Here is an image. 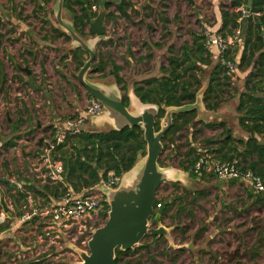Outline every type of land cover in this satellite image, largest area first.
Masks as SVG:
<instances>
[{
    "label": "rangeland",
    "instance_id": "obj_1",
    "mask_svg": "<svg viewBox=\"0 0 264 264\" xmlns=\"http://www.w3.org/2000/svg\"><path fill=\"white\" fill-rule=\"evenodd\" d=\"M56 1L54 0L51 3V0L50 2L47 0L41 3L43 5L38 9L37 15L32 14L31 16L28 14L29 10L23 13L25 8L20 10L23 20L30 23L32 31L40 39L46 36L56 37L50 26L51 23L48 22L49 19L55 21L53 8ZM119 1L112 0L113 3ZM126 1L132 3L131 0ZM133 1L132 4L136 10L130 8V20L118 17L114 25L105 23V36L107 39L102 42V45L98 46L96 60L93 64L95 66L98 60H101L105 64L104 71L102 73H92L91 71L87 75L89 82L114 83L115 79L111 75L114 72L113 64L120 67L118 76L123 80L127 89L131 88L134 83L140 82L142 79L145 80L146 77L149 78L158 74L160 65L167 64L168 47L173 46L175 53H180L183 45L191 44L194 30L202 35L205 28L198 19V14L201 13L198 10L209 11L210 8L208 7L211 6L208 0ZM231 3L232 0H221L219 2L225 9H230ZM196 4L199 6H196ZM139 10L140 12H138ZM242 10L244 11L243 7L239 11ZM160 12L169 20L166 25L159 17L161 16ZM62 17L67 21H71L64 8ZM208 17V19L204 17L203 20L206 19L207 22H210L211 16ZM58 29L60 30L59 27ZM3 30L9 31L10 29ZM19 37V41L11 45V50L13 52L17 51L18 58L29 70V78L32 81L31 86L15 79L17 75L10 72V70L5 75L0 73V81H2L0 88L2 92L6 91V101L15 104L0 109V202L7 203V205L10 201L9 196L12 194L9 193L7 185L16 182L13 177L15 170L23 168V170L28 171L26 167L30 168L32 164V161L23 162V155L26 153L32 156L31 153L34 151L33 155L39 157V154L44 153L38 147V140L29 136L26 138V134L21 136L23 143H19L18 137L20 136L12 132L11 125L6 123L4 119L5 110L8 109L12 116H16V110L14 109L22 107L19 112H23V107L25 111V105H29L31 102L37 104L42 100H48L51 98V94H55L54 91L64 92L71 83L76 84L85 93L76 79L78 70L73 64L69 66V61L63 58L70 47V40H65L64 37L55 39L56 45H50H53L56 49H47L48 55L46 56V52L42 50L39 44L26 36H24L26 37L25 41L23 35ZM109 41H111V44L108 43ZM151 43H157L160 47L154 49L149 46ZM28 50H33L35 54H38L39 63H37L33 54H29ZM149 54L151 58H148ZM85 56L87 60V55L85 54ZM15 61L13 59V62ZM212 62V65L217 63V61ZM56 67L63 70V75L70 77V82L63 80L62 75L59 76L60 81L58 82ZM208 71L207 69L204 75L205 78L209 73ZM22 76L26 77V74L23 73ZM232 77L233 85L223 95L224 99L228 97L230 90L234 91V94H238L237 81L234 83L236 74ZM124 83L121 82L118 87L120 88ZM222 104L221 109L225 104V100ZM215 121L216 119L211 123ZM202 123L198 122L196 126L197 130H202V134L192 131L193 135L199 134V136L192 139L196 140L203 136L205 138H219L220 130L203 128ZM109 129V127L94 128V126L92 128V130ZM190 133L189 130H186L175 136V151H172L170 146L164 150L159 158L161 167L180 169L182 163L184 166L187 165V160L182 155L190 149L188 147L190 146L188 139ZM231 136L233 137L232 131ZM10 140L16 144L15 148L5 149L2 147ZM41 161L43 163V158ZM22 165L26 167L24 168ZM9 178H12L11 182ZM172 184V182H167L160 186L157 192V200L172 204V208L161 222V225L170 229L175 248L169 246L164 238L157 241H153L151 238L145 239L141 242V245H150V248L140 250L137 254V258L140 259L142 264H264V209L260 205L256 206L254 204L257 196H262L261 194L254 193L251 188L241 182L217 180L212 174H203L197 180L194 178L184 179L183 182L176 183L178 184L177 188ZM38 187L40 188V186ZM192 192H200L201 194L194 195ZM34 205V208L39 207L42 209L44 204L40 202ZM29 210L26 208L24 211ZM2 219L4 222H0V225L6 222V218ZM106 220L107 218L105 219L102 213L92 215L81 224L83 229L80 230L78 226H74L70 230H65L64 235L54 232L55 229H45V226L40 225V220V224H36L37 228H34V234L27 235L24 233V236L19 239V242L25 247H31L32 244H35L36 252H39V255L35 256L33 254L31 256L27 253L29 256L24 255V258L17 260L16 264H19L17 262L78 264L81 261L78 251H87V243H84L85 239L94 230L102 227ZM149 227L155 228L156 224L153 225L152 221L149 220ZM59 231L63 232L60 229Z\"/></svg>",
    "mask_w": 264,
    "mask_h": 264
},
{
    "label": "trees",
    "instance_id": "obj_2",
    "mask_svg": "<svg viewBox=\"0 0 264 264\" xmlns=\"http://www.w3.org/2000/svg\"><path fill=\"white\" fill-rule=\"evenodd\" d=\"M250 1L249 15L244 18L243 52L238 68H251V71L245 77L244 89L236 107L238 125L250 137L247 140L242 138L234 139L231 136V130L227 129L222 122L202 123L201 125L203 128L209 130L218 129L221 132L219 138H207L203 141L205 146L213 147L218 145L215 151L211 153L216 155L215 158L217 160L222 162L238 160L243 168H247L258 175L264 183V0ZM231 5L235 6V2H232ZM76 6L79 11L74 9ZM92 6H102L106 10L105 23L114 25L118 17L130 20L127 10L132 8L133 4L126 0H120L118 3H113L112 0H65L64 8L68 11L73 28L80 37H93L91 33L88 35L84 33L90 21L97 16V12L91 10ZM159 14L165 25L169 23L163 13L160 12ZM221 17L223 18V24L220 32L226 29L230 32L239 27L237 21L243 17V14L241 11L238 13L221 11ZM54 32L58 36H64L66 40H69L61 30L54 29ZM2 39L3 35L0 33V47ZM108 43L111 44V41ZM100 45H102V42ZM149 46L154 49L160 47L157 43H151ZM231 49L225 53V59L233 62ZM167 52V64L159 67L160 77H150L132 85L138 99L144 104H155L159 107H181L193 104L196 94L202 87V81L206 74L205 70L211 68L206 77L207 86L202 100L207 111H217L224 102L223 95L233 83L232 78L226 74L218 61L212 65V55L205 50L203 35L192 33L191 45H183L180 53H175L174 47L170 46ZM84 54L80 49L70 51L71 61L75 64L76 70H79L86 61L83 58ZM64 58L67 57L65 56ZM104 67L105 64L98 60L97 65L93 66L91 71L92 73H102ZM113 69L114 72L111 75L114 77L115 83L117 85H120L121 82L124 83L118 76L120 67L113 64ZM119 89L122 93L123 105L128 107V90L125 83ZM163 115L164 109H160L156 118L155 131L159 130V122ZM195 118L196 111L174 116L173 124L163 138L164 150L170 146L171 150L175 151V136L189 128H192L194 133H202V130H197L194 126ZM142 133L139 127L125 128L121 131L110 129L101 132H84L75 137L67 138L63 144L58 146L55 153H53L58 157H53L52 161L59 160L62 163L63 173L61 178L67 183V186L75 193L86 195L100 181H106L109 172H112L115 177L120 179L124 173L135 165L139 156L143 157L145 155L146 144L142 138ZM15 146L16 144L10 140L3 147L6 149L7 147L13 148ZM209 153L208 149L207 154ZM201 155L194 152L193 149H188L182 155L185 156L187 165L184 166L182 163L180 169L187 173L191 179L197 180L203 175L202 173L195 174L192 171L195 160ZM158 164L161 167L160 160H158ZM5 184L7 185L8 183ZM172 185L176 188L178 187L176 183ZM7 186L12 189L9 185ZM57 189L58 187L55 186L44 185L41 190H37L29 183L24 184L22 190L18 189L9 198L15 210L19 212L20 203L22 202L23 205L27 204L28 192H33L35 195L46 198V194L55 196ZM192 194L200 195L201 193L192 192ZM255 201L254 204L256 206L260 205L264 209V195L257 196ZM158 204L161 206L165 205L160 216V222H162L172 208V204L157 200L154 206L155 210ZM108 211L109 207L104 203L102 216L105 219ZM150 220L154 225V217ZM3 228L0 226V231ZM148 238L157 241L163 237L146 236L144 240ZM149 248L150 245H141L135 250L125 252L117 249L115 251L114 264H142L140 259L137 258V254L140 250H148Z\"/></svg>",
    "mask_w": 264,
    "mask_h": 264
},
{
    "label": "crops",
    "instance_id": "obj_3",
    "mask_svg": "<svg viewBox=\"0 0 264 264\" xmlns=\"http://www.w3.org/2000/svg\"><path fill=\"white\" fill-rule=\"evenodd\" d=\"M45 1H47V0H0V33L3 35V39H2L1 47H0V73L5 75L10 70V72H13L14 74L17 75V77L15 79H17L18 81L24 82V83H28V85H30V86L32 84V81L29 78V75H27L23 70L25 68L27 69V67L23 64L22 60H20L18 58L17 51L13 52L11 50V48H12L11 45L13 43H17L19 41V38H20L19 36L23 35L24 41H25L26 37L33 40V42H35L36 44H39L41 46L42 50L44 52H46L45 54L47 56L48 55L47 49L51 50L52 48H54L53 45H56L55 39H59L61 37L62 38L64 37V36H58L57 33L54 32V29H58V27H57L55 21H52L51 19H49L48 22L51 23L50 26L52 27V30L55 33L56 37L54 36V38H53L52 36H46V37H42L40 39L38 37V35L34 34V32L32 31L30 23H28L27 21H24L23 17L20 15L21 14L20 10L22 8H25V11H23V13H25L26 11L29 10L28 14H30L31 16H32V14L37 15L38 9L43 5L41 3H44ZM48 1L50 2V0H48ZM53 1L54 0H51V3ZM141 1L143 2V0H141ZM208 1H209V4L211 5L209 7L207 6L208 8H210L209 11L203 12L201 10H198L199 12H201L200 14H198V19L200 20V22H201L202 26L205 28V30H208L209 32H211L213 34H219L222 36H230L235 31L238 30V31H240L241 42L237 46H235L231 49L232 50V56H233V62H234L235 67H236V73H235L236 79L234 80V83L237 81L236 87L238 89V94H234V91L230 90L228 92V94H229L228 97L226 99L223 98L225 100V104H224L222 109L219 108L214 113L209 112V111L207 112V113H209L207 115L210 117V120L207 123H211V121L216 119L215 122L224 123L226 128L227 129L229 128L232 131L234 139H238L236 137H239V138H242L244 140H247L250 137V135L240 129V127L238 125V120H237L238 114L236 112V107H237L238 102H239V97H240V95L244 89L243 86H244L245 77L248 76V74L251 71V68H248V69L238 68V64H239V61H240V58H241L242 52H243L244 29H245V22H244L245 19L244 18H246L248 16L243 15L242 18L238 19L237 23L239 24V27L237 29H233L230 32L227 29L223 30L222 32H220V31L222 29V24H223V18L221 17V11H227L229 13H232V12L238 13L242 7L244 8V6L247 4L248 1L246 2V0H232V2H235V6L231 5L230 9L223 8L222 5L219 4V2L221 0H208ZM131 2L133 3L134 1L131 0ZM191 3L194 4L193 2H191ZM197 5L198 4H196V6ZM43 8H46V7H43ZM74 9L76 11H79V8L77 6L74 7ZM97 9H98V7H97ZM131 9L136 10L134 5ZM129 11H130V8H129V10H127L128 15H130ZM138 12H140V10ZM66 13L70 17L67 10H66ZM64 14H65V12L63 13V15ZM205 15H207V16H205ZM208 16H211L210 22H207V20H206L209 18ZM204 17L206 18L205 20H203ZM70 19H71V17H70ZM7 28H9L10 30L9 31L3 30V29H7ZM11 28H13V29H11ZM84 33L88 35V28H86L84 30ZM194 33L198 34V31L194 30ZM24 36H26V37H24ZM91 38L92 37H90V36L84 37V39H91ZM50 44H53V45H50ZM188 45H191V44H188ZM64 46H66V45H64ZM54 49H56V48H54ZM67 50H68L66 52L67 58H64L65 56H63V58L65 60L69 61L68 62L69 66H72V64L75 66V64L72 63V61H71V55H70V51L73 49L70 46L69 49H67ZM28 52L30 55L33 54V56H35V58L37 60V63H39L38 62V59H39L38 54H35L34 53L35 51H33V50H28ZM210 53L212 55V61H218L216 49H212ZM152 54L155 57L154 53H152ZM148 57L151 58V55L149 54ZM83 58L86 59L85 54L83 55ZM13 59L16 61L13 62ZM27 59L29 60L30 58H27ZM9 61H11V62H9ZM162 65H166V64H162ZM207 69L210 71V68H207ZM56 71H57V77L56 78H58L57 79L58 82L60 81L59 76H61V75H62L63 80H67L70 82V79H69L70 77L63 75V72H62L63 70L61 68L56 67ZM23 73L26 74V77L22 76ZM160 76H161V74L158 73V74L151 76V77H160ZM146 78L148 79V77H146ZM17 80H16V82L18 83ZM1 82L2 81H0V83ZM114 83L111 82V83H103V84L113 85ZM206 86H207V78H205L202 81V87L200 89L204 90V89H206ZM5 87H6V85L4 86V88ZM127 90L131 91L132 87L128 88ZM5 92H6L5 90L2 92V90L0 88V109L1 110L3 108H5V106L11 107V106L15 105L14 103L10 104L9 101H6L7 98H5L6 97ZM54 92H55V94H51V98L48 100H42L37 104L31 102V104L29 103V105H25V111H24V107H23V112H21V111L19 112L20 108H22V107H18L16 109H14V110H16V114H17L16 116H12L8 109L5 110L4 119H5L6 123L11 125L12 132L14 134L16 133L17 136H20V137H18L19 143H23V138L21 136L26 134L27 135L26 138H28V136H29L31 138H34L35 140H38L37 141L38 145H39L38 147H40V150H42V146H43L42 145V139L47 136L51 127L54 124L62 123L63 120H65L71 116L80 114L84 110L85 106L88 103V100L90 99L74 83H71L69 85V88L68 89L66 88L64 92H58L57 90ZM41 94H42V92H41ZM10 101L13 102L12 99H10ZM14 110L12 111V113L14 112ZM21 113H23V114L21 115ZM7 114H8V116H7ZM206 116L203 115V117H206ZM200 122L205 123L204 119H202ZM19 123H20V125H19ZM12 124H14V125H12ZM197 125H198V122L197 123L194 122V126L196 127ZM105 127L107 128L108 126L105 125ZM92 128H93V126L91 125L90 121L88 120L86 122V125H85V129L87 131H97V132L107 131V130H92ZM188 130L191 132L190 136L188 137L189 142H190L189 143L190 146H188V147L190 149H193L194 152H196L199 155L200 154H202V155L207 154L208 149H209V151H210L209 154L216 157V155H213L211 153H213L215 151V149L218 145H215L213 147L205 146L203 144V141L209 137L205 138L203 136L199 139L194 140L192 138L199 136V134L193 135L192 134V131H193L192 128H189ZM205 136H206V134H205ZM191 141H192V143H191ZM15 147H13V148H15ZM7 148H9V147H7ZM33 152L31 153L32 156H30L26 153L23 155V160H24L23 162L32 161V164L30 165V168L25 166L28 169V171L26 169L23 170V168L22 169L19 168L20 171L18 169L15 170L13 177H14L16 182L14 184L13 183L9 184V186L12 188V189H9V193L15 194L18 189L22 190V186L24 184H29V183L32 187L36 188L37 190H41L42 187H44V185H48L49 187H51V186L58 187L57 193L55 196H53L51 194H46L47 197L45 198V197H40L38 195H35L33 192H28L27 193V195H28L27 204L23 205L22 203H20L19 212H17L15 210L10 199H9L10 201H8V203H9L8 205H7V203L6 204L4 203L6 208H7L6 212L1 207V202H0V208H1L0 213L3 214L0 216H2L3 218H6V222L3 225H0L2 228L5 227V228H3V230L0 231V264H16V261L22 260L24 258V255H28V256H29V254L31 256L33 254H35V256L39 255V252H36L37 248H35V244H32L31 247H25L21 244V242H19V239L24 236V233H26L27 235L28 234H34V228L35 229L37 228L36 224H40V220H41L40 225L45 226L44 227L45 229H55L54 232H56V233L58 232V233L64 235V231L60 232L59 228L53 226L48 221V219H46V218L33 219V221H30V222H22L20 220V217H21V214L25 212L24 210L26 208L32 209V208H34L35 203H40V202L41 203L43 202V204H44L42 207L43 209L48 207V206L56 205L65 189H70L71 192L75 196L82 195V193L73 192V190L67 186V183L64 180H62V178H61L60 182L51 183L49 181L48 174L50 173V171H52V169L50 170V169H47L46 167H44V165L41 161V159L44 157V154H42V155L39 154V157H35L33 155ZM53 157L57 158L58 156L53 154V156L51 157V160ZM56 162H60V161L57 160V161H54L53 163H56ZM11 179L12 178H9L10 182L12 181ZM38 186H40V188ZM95 189H97V186H95ZM11 205H12V207H11ZM21 205H23V206H21ZM37 208H39V207H37ZM182 246H184V245H182ZM27 253H29V254H27ZM17 263L21 264L20 262H17Z\"/></svg>",
    "mask_w": 264,
    "mask_h": 264
},
{
    "label": "water",
    "instance_id": "obj_4",
    "mask_svg": "<svg viewBox=\"0 0 264 264\" xmlns=\"http://www.w3.org/2000/svg\"><path fill=\"white\" fill-rule=\"evenodd\" d=\"M65 0H57L53 8L55 21L60 30L70 40V46L80 49L87 55V60L77 71L76 79L84 89L87 96L99 102L103 111L101 115L90 117L88 120L95 128H104L105 125L115 131L125 128L139 127L142 138L146 144L145 155L139 156L135 165L121 178L116 189L103 186V181L97 185L109 207L106 223L94 230L87 242V251H78L80 263L78 264H114L115 251L135 250L147 235L163 237L169 246L175 248L170 235V229L161 225L160 216L165 207L161 206L155 211L157 192L164 183L183 182L189 175L174 167H160L158 160L164 152L163 138L173 124L176 115L196 111L195 123L204 119L208 124L210 117L203 103L204 90H199L195 102L181 107H164L155 104H144L135 95L133 88L127 92L128 107L122 102V93L116 83L106 85L91 83L87 75L91 72L96 60L98 46L107 38L105 36L106 10L98 7L97 16L88 24V33L93 37L84 39L73 28V23L63 19L62 12ZM251 1L244 6V15L250 12ZM30 75L28 69H23ZM164 109V115L159 122V130L155 131L158 112ZM203 115H207L203 117ZM8 116V114H7ZM109 129V130H110ZM4 211L7 208L1 202ZM154 217L155 228L149 227V220Z\"/></svg>",
    "mask_w": 264,
    "mask_h": 264
},
{
    "label": "built area",
    "instance_id": "obj_5",
    "mask_svg": "<svg viewBox=\"0 0 264 264\" xmlns=\"http://www.w3.org/2000/svg\"><path fill=\"white\" fill-rule=\"evenodd\" d=\"M91 10L97 12L96 6H92ZM243 14L244 11L242 10ZM203 43L205 50L211 52L216 49L217 58L220 65L224 68L226 74L232 76L236 73L234 62L225 59V53L237 46L241 42L240 31H235L230 36H222L213 34L208 30H204ZM103 111L102 105L96 100L90 98L84 110L77 115L71 116L62 123L54 124L47 136L42 139V151L44 153L43 164L47 169H52L48 174L51 183H57L61 180L63 167L60 162L53 163L51 155L55 153L56 148L63 144L67 138L75 137L81 133L88 132L85 129L86 122L90 117L101 115ZM195 174H212L220 181H236L248 186L256 194L264 195V183L262 179L252 173L249 169L243 168L238 160L231 162H222L217 160L210 154L199 156L192 167ZM120 179L115 177L112 172L107 175V180L103 181V186L108 189H116ZM105 198L95 189V187L86 195L75 196L70 189H65L56 205L46 208H32L27 212L22 213L20 220L22 222H30L33 219L46 218L55 227L60 230H70L74 226L78 229H83L82 223L92 215L102 213L104 210ZM161 207L156 206V210ZM155 210V211H156ZM0 215H3L0 213ZM3 217L0 216V222H3ZM91 234L85 239L87 243Z\"/></svg>",
    "mask_w": 264,
    "mask_h": 264
}]
</instances>
